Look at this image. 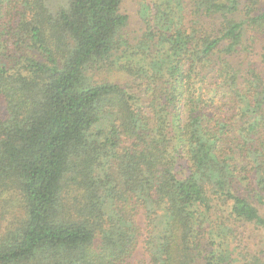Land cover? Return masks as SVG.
Wrapping results in <instances>:
<instances>
[{
	"label": "trees",
	"instance_id": "trees-1",
	"mask_svg": "<svg viewBox=\"0 0 264 264\" xmlns=\"http://www.w3.org/2000/svg\"><path fill=\"white\" fill-rule=\"evenodd\" d=\"M124 3L0 0V264H264V0Z\"/></svg>",
	"mask_w": 264,
	"mask_h": 264
},
{
	"label": "rangeland",
	"instance_id": "rangeland-1",
	"mask_svg": "<svg viewBox=\"0 0 264 264\" xmlns=\"http://www.w3.org/2000/svg\"><path fill=\"white\" fill-rule=\"evenodd\" d=\"M3 1V0H2ZM144 0H125L124 3V12L127 14H130L131 21L130 25L127 28V33L128 34H133L135 31L138 34L139 33V27H140V22L138 19V13L139 10H141V4ZM5 21H2L0 19V26L4 23ZM139 22V23H138ZM126 33V34H127ZM248 39L249 41L255 40L256 42V47L259 45V51L264 44V36H259L256 35V39L254 38V34L252 32H248ZM13 41L17 42L18 39H11V42L9 45L5 46L0 43V63L3 65H6L8 67H13V56L16 58V62L20 59V57L25 56L22 55L21 53L24 52V50L31 54L30 50L27 49L25 45H18V49H15V45L13 44ZM6 47V50H5ZM19 67V66H17ZM16 67V68H17ZM130 77H125L122 74L116 72V74L113 75L111 78L112 81L116 83H120L122 85L128 86V88L132 89L134 92H138V83H135L133 80L129 79ZM6 117V109H5V104L3 102H0V118L4 119ZM14 198L13 204L16 202L18 204L17 207H19L22 204V199L20 196L17 194ZM256 202L255 200H253ZM255 205L259 208L260 212L264 215V204L262 203H255ZM135 222L139 228V235L138 239L136 242V245L130 255V257L125 261L124 264H149V259L148 256L144 250L143 247V240L145 237L146 233V225H145V218L142 210H137L135 212ZM238 236H239V242L242 243L244 242L245 244H248L249 248L252 250H261L264 249V235L257 233V231L251 227V226H244V227H239L238 229Z\"/></svg>",
	"mask_w": 264,
	"mask_h": 264
}]
</instances>
